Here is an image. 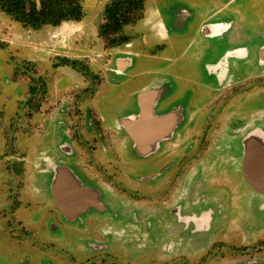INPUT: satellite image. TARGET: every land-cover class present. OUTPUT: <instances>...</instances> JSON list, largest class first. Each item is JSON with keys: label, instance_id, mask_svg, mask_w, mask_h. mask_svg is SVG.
<instances>
[{"label": "flooded vegetation", "instance_id": "1", "mask_svg": "<svg viewBox=\"0 0 264 264\" xmlns=\"http://www.w3.org/2000/svg\"><path fill=\"white\" fill-rule=\"evenodd\" d=\"M221 26L225 27L222 31L226 30V33L229 26ZM222 31L211 38L223 36ZM229 52L234 54L228 56ZM263 56L264 43L255 49L240 46L206 64V71L215 86L208 88L209 99L200 106L191 103L193 95L183 98V103L179 102L177 93L166 88L167 83L145 88L142 92L157 93L149 98L152 100V117L178 110L181 118L170 136V126L161 125L154 130L160 141L153 152L139 154L131 136V131H135L133 124L141 112L138 98L136 108H130L131 112L119 113L114 130L103 126L101 131L93 130V123L88 121L87 126L96 131L94 137L99 139L100 145H112H101L99 152L114 161L135 163L137 168L139 166L136 172L139 176L128 171L122 178L118 166L119 171H114L98 164L97 169L102 175L90 176L74 161L77 155L70 140L62 141V138L52 141L58 142L55 145L58 157L54 155L50 160L41 152L39 158L32 160L25 148L20 151L16 146L17 135H12L7 145L9 150L0 153V159L12 162L8 169L19 163L24 166L14 169L27 170L26 166H31L37 175L43 176L42 191L54 206V213L45 226L49 238L45 240L48 246L42 248L44 254L50 250L49 257L56 260L58 256V264H263L258 261L264 259L256 255L255 246L259 243L263 246L264 241L253 238L247 241L239 237L232 244L228 237L229 225L235 224L242 229L237 220L243 201L258 211L257 217L264 216V194L245 178L249 165L255 164V169H262L259 165L264 162V113L262 110L249 112L244 106L248 103L244 95L253 97L258 80L264 78V71L260 72V67L264 68ZM65 57L68 58L62 56ZM62 58L56 59L57 68L63 67L59 64ZM89 74L97 80L102 78L98 72ZM32 92L26 100L29 95L35 97L34 89ZM32 100L27 104L34 110L39 104ZM55 104L64 112L65 104L61 100ZM163 105H171V109L165 111ZM29 114V123L33 125L34 115ZM17 115H20L18 111L9 119ZM3 118L6 119L0 110V123ZM49 121L55 119L49 117ZM99 121L102 125V118ZM63 123L60 120L65 133L58 131V134H63L66 139L70 132ZM17 125L13 122L11 126L14 132L19 130ZM39 128L43 131V127ZM145 129L140 127V139L151 148L156 139L147 136ZM253 132L258 134L251 135ZM0 139H3L2 134ZM59 141L63 143L59 144ZM124 150L131 151L128 160L123 159ZM9 151L13 152L6 154ZM57 169H64L87 191L96 194L97 198L91 194L89 197L76 195L77 204H91L84 211L67 214L59 208L53 186ZM102 178L106 181L100 182ZM5 189L7 198L4 197L12 203L11 207L23 205L20 199H23L24 186L16 187V193L12 190L14 186ZM66 194L68 189L60 191L63 198ZM231 207H234V213L230 211ZM260 211L263 214L260 215Z\"/></svg>", "mask_w": 264, "mask_h": 264}, {"label": "rangeland", "instance_id": "2", "mask_svg": "<svg viewBox=\"0 0 264 264\" xmlns=\"http://www.w3.org/2000/svg\"><path fill=\"white\" fill-rule=\"evenodd\" d=\"M79 1L85 13L81 21L86 25L85 32L74 31L75 24L66 22L70 35L66 30L51 35L52 29H47L51 27L38 32L26 30L0 10V110L6 118L0 123L1 154L9 150L7 145L11 136L17 135L16 146L20 151L26 149L30 159L39 158L42 152L52 160V156L58 157L55 151L58 142L52 141L62 138V141L70 140L77 155L74 161L90 176L102 175L97 164L114 171H119L118 166L122 178L128 171L139 176L140 173H136L139 166L137 168L135 163L127 164L103 156L99 152L101 145H112H100L93 130L101 131V126L114 130L119 113L125 110L129 113L130 108H136L137 95L153 85L167 83L166 88L177 93L179 102L183 103V98L193 95L191 103L202 105L209 99L208 88L215 86L205 65L215 62L230 49L240 46L255 49L264 43V0H146L143 19L125 28L129 42L110 50L101 47L103 42L92 33L99 27L104 6L110 0ZM216 23L227 24L228 31L218 38L204 36L203 28ZM64 55L70 60H78V67L63 65L57 68L56 59ZM122 55L133 60V67L125 75H119L112 62V57ZM91 71L101 74V80L94 79L89 74ZM261 71L264 68L260 67ZM263 82L264 78L258 80V94L256 91L253 97L244 95L248 100L245 110H262L264 113ZM32 88L35 97L29 95L26 100L27 95L33 93ZM31 99L39 104L34 110L27 104ZM59 100L65 104L64 112L56 107ZM162 107L165 111L171 109V105ZM16 111L20 115L9 119ZM29 113L34 115L33 125L29 123ZM46 116L55 121L50 122ZM60 120L70 132L66 139L63 134H58V131H64ZM88 121L93 123V130L87 126ZM13 122L19 126L17 132L12 130ZM93 150L97 152L93 153ZM123 155V159L128 160L132 154L124 150ZM11 163L0 159V264H58V256L55 260L49 257L50 250L45 254L42 251L48 246L45 240L49 238L45 226L54 213L53 204L42 191L44 177L37 175L31 166L25 165L27 170L14 169L24 166L19 163L8 169ZM6 186H14L13 193H16V187L24 186L23 199H20L23 205L11 207L12 203L5 199ZM233 210L231 207L232 213ZM239 214L237 222L242 229L235 224L229 225L230 242L233 244L239 237L247 241L251 238L264 241V216L257 217L258 211L244 201ZM263 246L259 243L255 247L256 255L264 259ZM258 261L264 264V261Z\"/></svg>", "mask_w": 264, "mask_h": 264}, {"label": "trees", "instance_id": "3", "mask_svg": "<svg viewBox=\"0 0 264 264\" xmlns=\"http://www.w3.org/2000/svg\"><path fill=\"white\" fill-rule=\"evenodd\" d=\"M146 0H110L105 6L98 27V37L105 49L119 48L129 42L125 28L140 22ZM0 10L26 30L56 28L63 23H80L85 17L79 0H0ZM59 64L77 68L80 62L62 58Z\"/></svg>", "mask_w": 264, "mask_h": 264}, {"label": "water", "instance_id": "4", "mask_svg": "<svg viewBox=\"0 0 264 264\" xmlns=\"http://www.w3.org/2000/svg\"><path fill=\"white\" fill-rule=\"evenodd\" d=\"M234 52H229L227 55H233ZM157 93L154 91L149 92H142L138 95V102L141 108V112L138 115V118L133 124L135 127V131H131V136L135 140V150L141 154V153H150L156 150L157 144L160 141L157 134H154V130L158 128L159 126H166L171 127V130L169 131V135L171 134L172 128L175 127V125L180 121V114L179 111H171L167 114H164L163 116H156L152 117V109H151V102L152 100H149L150 97L156 96ZM128 120L124 121V124ZM146 127L145 131L147 133V136L153 137L156 139V141L152 144L151 148L146 147L145 143H143L140 139V135L142 134V131L140 130V127ZM142 129V128H141ZM140 131V135L139 132ZM257 132L251 133V135H256ZM146 136V134H144ZM252 156V155H251ZM250 156V157H251ZM252 162V159H250ZM252 164V163H251ZM262 166L261 170L255 169L254 165H249L245 170V178L246 181L251 184L258 192L264 194V162L259 165ZM53 186L54 191L56 192V199L57 204L61 210L64 212H67V214H78L82 211H84L89 205H91L89 202H83L80 204H77L76 202V195L82 194L90 196V192L87 191L84 187H82L81 183L78 181V179L74 176L68 175L67 172L64 169H57L55 178L53 180ZM68 189V194L63 198L60 195L61 190ZM59 194V196H57ZM95 196L96 194L92 193L91 196ZM96 200V199H95Z\"/></svg>", "mask_w": 264, "mask_h": 264}, {"label": "crops", "instance_id": "5", "mask_svg": "<svg viewBox=\"0 0 264 264\" xmlns=\"http://www.w3.org/2000/svg\"><path fill=\"white\" fill-rule=\"evenodd\" d=\"M83 22V21H82ZM81 23H74L75 24V29L74 31H81V32H85V28H86V25L82 24ZM69 23H64L59 29H53L52 27L51 28H47V29H52L50 30V34L53 35L58 33V32H55V31H63L65 33L64 30H66V34L67 35H70V27L68 26ZM223 24V23H222ZM69 27V29H67ZM222 29H225V27H222L221 26V23H216V24H210V25H206L204 28H203V34L204 36L208 37V38H211V37H215L217 35H220ZM44 30V29H42ZM40 30V31H42ZM93 30H95V32H92V33H96L97 37H98V28H94ZM226 30L222 31L225 33ZM38 32V31H36ZM73 32V31H72ZM103 43L101 44V47H103ZM125 51L122 50V53H124ZM103 53V52H102ZM238 53H243L242 51H238ZM100 54V53H99ZM110 55H113V53H109ZM98 54H93V56H97ZM264 58V57H263ZM264 61V60H263ZM112 62L115 64V67L117 69V72L119 73H122V74H125L131 67H133V60H132V57L130 56H126V55H122V56H118V57H112ZM131 123H133V121H131ZM125 127V125H124Z\"/></svg>", "mask_w": 264, "mask_h": 264}]
</instances>
